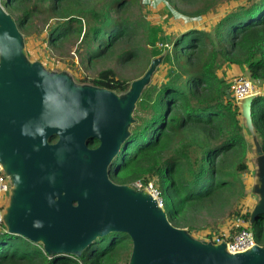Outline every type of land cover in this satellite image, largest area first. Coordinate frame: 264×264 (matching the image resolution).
I'll use <instances>...</instances> for the list:
<instances>
[{"label":"trees","instance_id":"obj_1","mask_svg":"<svg viewBox=\"0 0 264 264\" xmlns=\"http://www.w3.org/2000/svg\"><path fill=\"white\" fill-rule=\"evenodd\" d=\"M142 1L2 0V4L25 37L45 31L53 52L63 54V46L73 41L87 69L113 59L123 65L136 63L143 49L133 42L141 34L148 46L162 45L163 51L154 57L166 51L165 80L152 84L138 102L137 123L113 161L110 177L119 184L153 183L169 221L186 222L194 234L189 221L198 213L224 208L245 195L239 174L249 169V134L231 87L245 76L264 83V0H169L182 12L179 5L187 7L184 12L195 19L223 13L208 27L194 26L174 39L148 19H130ZM172 16L171 12L168 17ZM121 45L128 46H122L117 57ZM235 69L240 75H231ZM91 84L116 93L130 87L112 68L100 72ZM149 93L152 102L144 105ZM253 121L264 148V95L254 102ZM98 144L94 140L89 146ZM250 215L251 211L241 216L247 226L235 234L252 230L264 246V217L251 225ZM207 237L212 234L203 238ZM130 245L127 234H113L95 242L80 258H50L42 246L0 233V264H128Z\"/></svg>","mask_w":264,"mask_h":264},{"label":"water","instance_id":"obj_2","mask_svg":"<svg viewBox=\"0 0 264 264\" xmlns=\"http://www.w3.org/2000/svg\"><path fill=\"white\" fill-rule=\"evenodd\" d=\"M164 59H153L126 92L79 83L30 59L26 37L0 0V164L11 185L3 212L8 234L42 246L50 258H80L95 242L123 233L132 242L128 264H264V246L232 254L226 240L195 238L169 221L148 189L109 177ZM259 96L240 102L255 168L251 225L264 217V148L253 121ZM94 140L99 146L91 148Z\"/></svg>","mask_w":264,"mask_h":264},{"label":"rangeland","instance_id":"obj_3","mask_svg":"<svg viewBox=\"0 0 264 264\" xmlns=\"http://www.w3.org/2000/svg\"><path fill=\"white\" fill-rule=\"evenodd\" d=\"M179 6L183 12L184 9H187L185 6ZM143 11H147L149 14H145ZM171 12L173 13V16L168 17ZM183 12L174 8L169 0H143L134 6V9L132 12H130L129 17L132 21H144L148 19L151 21V24L164 28L168 37L170 39H174L180 36L183 30L192 28L194 26L208 27L211 23H214L215 20L218 21L220 18L219 16L223 14H212L205 18L200 17L195 19V17L188 16L185 12ZM38 25L41 26L40 23H38ZM46 39L47 33L45 31L40 35L34 34L33 36L26 37L27 52L30 59L41 62L47 69L51 71H67L73 75L77 82L86 84H91V81L97 78L100 72L108 68L114 69L117 72V77L119 79L127 80L131 84L133 81L139 79L145 73V71L148 70L151 65L150 60L157 58L154 57V55H157L164 49L160 44L154 48L148 46L146 42H144L145 34L144 37L141 34L138 35L136 40L133 42V46L135 47L137 43H141L143 49L141 51L142 57L136 63L123 65L119 64V62L113 59L106 61L105 63L100 62L94 66H89L87 69L77 55L76 45H74L73 41H68L62 48L63 54H60L59 52H53L50 48H48ZM122 46L126 47L128 45L119 46L118 51L116 52L117 57H119ZM152 50H154V52ZM165 52L163 53L164 55H166ZM165 74L166 66L162 63L153 78L152 84H160L163 80H165ZM245 77L249 78V76ZM255 84L258 89L264 90V83L255 82ZM151 102V93H149L144 98L143 103L144 105H149ZM248 139L250 140L249 135ZM253 159L254 157L252 155L250 146L247 159L249 169L247 172L239 174L240 181H242L244 184V197L239 200L234 197L235 199H233L231 203L224 208L216 206L213 208L212 212L198 213L197 217L189 221L194 226V234L192 235L195 238L203 239V237L208 234H212L213 237L219 235L232 237L236 235L235 233L238 228H246L247 224L241 218V216L252 211L254 205L257 203V197L250 193L255 177ZM238 212H240L241 215H237ZM174 226L176 228L185 229L188 231L190 229L189 224L182 221L181 224ZM130 247L131 249L129 251L131 253L132 245H130Z\"/></svg>","mask_w":264,"mask_h":264},{"label":"built area","instance_id":"obj_4","mask_svg":"<svg viewBox=\"0 0 264 264\" xmlns=\"http://www.w3.org/2000/svg\"><path fill=\"white\" fill-rule=\"evenodd\" d=\"M232 93L236 98V101L240 105V102L255 94L259 93L260 95H264V90H260L257 88L255 81L251 80L248 77H242L236 80L231 87ZM136 189L142 190L146 188L152 194V196L158 200L162 201L161 195L154 187L153 183L145 186L143 182L137 181L132 184ZM11 185L9 180L3 170V167L0 164V233H7V230L3 223V212L7 205L8 194L10 192ZM204 239V238H203ZM204 240L212 241L215 244H220L223 240L227 241V247L230 253L238 254L250 250L251 248L259 245L255 239L254 232L249 229H244L241 232L237 233L232 237L225 236H216V237H207Z\"/></svg>","mask_w":264,"mask_h":264},{"label":"crops","instance_id":"obj_5","mask_svg":"<svg viewBox=\"0 0 264 264\" xmlns=\"http://www.w3.org/2000/svg\"><path fill=\"white\" fill-rule=\"evenodd\" d=\"M231 75H232V76H238V75H240V72H239L238 69H235L233 72H231ZM248 154H249V153H248Z\"/></svg>","mask_w":264,"mask_h":264},{"label":"flooded vegetation","instance_id":"obj_6","mask_svg":"<svg viewBox=\"0 0 264 264\" xmlns=\"http://www.w3.org/2000/svg\"><path fill=\"white\" fill-rule=\"evenodd\" d=\"M99 146V144L96 146V147H98ZM95 147V148H96ZM109 177H110V170H109ZM110 179H111V177H110ZM111 181H113L112 179H111ZM114 182V181H113ZM114 183H116V182H114ZM116 184H118V185H127V184H119V183H116Z\"/></svg>","mask_w":264,"mask_h":264}]
</instances>
